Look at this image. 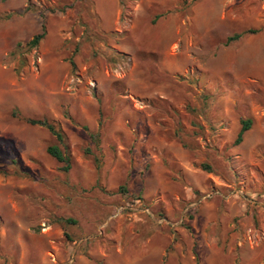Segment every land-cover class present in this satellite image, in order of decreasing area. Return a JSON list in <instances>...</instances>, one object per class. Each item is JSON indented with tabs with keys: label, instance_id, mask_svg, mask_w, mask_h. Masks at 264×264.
Listing matches in <instances>:
<instances>
[{
	"label": "rangeland",
	"instance_id": "374dc122",
	"mask_svg": "<svg viewBox=\"0 0 264 264\" xmlns=\"http://www.w3.org/2000/svg\"><path fill=\"white\" fill-rule=\"evenodd\" d=\"M261 33L264 0H0V264H264Z\"/></svg>",
	"mask_w": 264,
	"mask_h": 264
},
{
	"label": "trees",
	"instance_id": "16d2710c",
	"mask_svg": "<svg viewBox=\"0 0 264 264\" xmlns=\"http://www.w3.org/2000/svg\"><path fill=\"white\" fill-rule=\"evenodd\" d=\"M247 32L256 33L257 30L256 29H250ZM45 34H46V30H45V27H43L42 32L35 34L29 41L26 42V45L29 48L37 47L40 44L41 40L44 38ZM242 35H243L242 33H235V34L229 36L227 43H230L232 41H235V40L241 38ZM20 44L21 43H18V46H20ZM70 62H71V66L75 67L74 60L71 59ZM28 122L30 124H34V125L38 124V125L45 126L57 138V140L60 143H65L66 136H65L64 131L61 128H58L55 124H53L49 120L31 118V119H28ZM241 122H242V125H241L240 131L238 133V136L236 138L237 143H240L243 140L244 133L251 128L252 119H243ZM47 152L50 155H52L59 163H61L63 170H65V171L70 170V168H71V157L58 144L49 145L47 147ZM204 167H209V166L207 164H205ZM67 221L74 222V220H72V219H67Z\"/></svg>",
	"mask_w": 264,
	"mask_h": 264
},
{
	"label": "crops",
	"instance_id": "0c3cea01",
	"mask_svg": "<svg viewBox=\"0 0 264 264\" xmlns=\"http://www.w3.org/2000/svg\"><path fill=\"white\" fill-rule=\"evenodd\" d=\"M250 34H252V37L250 36ZM256 33H249V34H247V37L245 38L246 39V41H247V45L248 44H251L250 43V39L251 38H254V35H255ZM264 38V34L262 35V33H261V39H263ZM262 44H263V42H262Z\"/></svg>",
	"mask_w": 264,
	"mask_h": 264
}]
</instances>
